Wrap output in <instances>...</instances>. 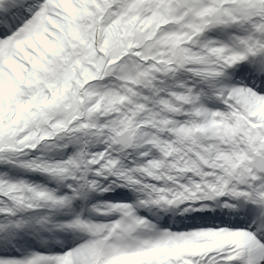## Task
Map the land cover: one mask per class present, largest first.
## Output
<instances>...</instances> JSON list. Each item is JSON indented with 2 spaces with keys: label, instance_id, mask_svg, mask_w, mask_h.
<instances>
[{
  "label": "snow or ice",
  "instance_id": "obj_1",
  "mask_svg": "<svg viewBox=\"0 0 264 264\" xmlns=\"http://www.w3.org/2000/svg\"><path fill=\"white\" fill-rule=\"evenodd\" d=\"M0 264H264V0H0Z\"/></svg>",
  "mask_w": 264,
  "mask_h": 264
}]
</instances>
